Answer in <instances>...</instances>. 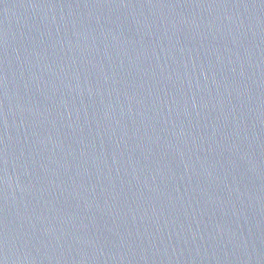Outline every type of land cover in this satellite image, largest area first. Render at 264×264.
<instances>
[{
	"label": "water",
	"instance_id": "water-1",
	"mask_svg": "<svg viewBox=\"0 0 264 264\" xmlns=\"http://www.w3.org/2000/svg\"><path fill=\"white\" fill-rule=\"evenodd\" d=\"M0 264H264V0H0Z\"/></svg>",
	"mask_w": 264,
	"mask_h": 264
}]
</instances>
